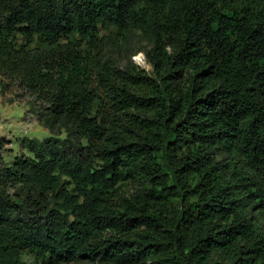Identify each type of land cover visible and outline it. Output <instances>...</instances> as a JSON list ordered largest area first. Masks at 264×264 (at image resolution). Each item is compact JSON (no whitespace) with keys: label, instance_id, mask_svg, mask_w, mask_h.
Wrapping results in <instances>:
<instances>
[{"label":"trees","instance_id":"16d2710c","mask_svg":"<svg viewBox=\"0 0 264 264\" xmlns=\"http://www.w3.org/2000/svg\"><path fill=\"white\" fill-rule=\"evenodd\" d=\"M1 67L52 135L0 162V264H264V0H0Z\"/></svg>","mask_w":264,"mask_h":264},{"label":"rangeland","instance_id":"374dc122","mask_svg":"<svg viewBox=\"0 0 264 264\" xmlns=\"http://www.w3.org/2000/svg\"><path fill=\"white\" fill-rule=\"evenodd\" d=\"M114 31L113 29L100 31L105 36V40L107 38V55L119 66H125L132 62L151 74L152 67L145 58V52L151 47V42L140 34L120 37L115 35ZM92 89L96 94H100L96 86H93ZM38 96L42 95L33 93L32 89L22 82L17 74L3 67L0 68V138L6 142L0 150L2 164H11L14 158L21 154L30 155L27 148L23 146L25 139L43 140L52 135L50 130L37 120L35 110H39L47 104L43 97ZM146 188L147 186L141 178H128L118 182L112 199L116 201L119 196H129ZM21 259L29 264L38 262L37 257L29 251H24L21 254ZM62 264L104 263L97 258L80 257ZM145 264H152V262L147 261Z\"/></svg>","mask_w":264,"mask_h":264}]
</instances>
